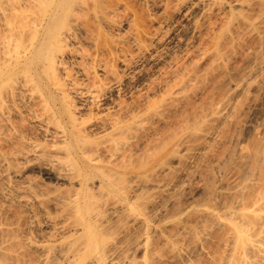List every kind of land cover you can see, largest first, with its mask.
Masks as SVG:
<instances>
[{
    "label": "rangeland",
    "instance_id": "374dc122",
    "mask_svg": "<svg viewBox=\"0 0 264 264\" xmlns=\"http://www.w3.org/2000/svg\"><path fill=\"white\" fill-rule=\"evenodd\" d=\"M128 1L136 16L120 18V28L103 37L123 46L127 62L112 63L122 83L105 79L106 95L93 104L66 88L78 123L89 127L94 117L121 105L128 109V125L131 116L141 118L139 130L127 127L114 136L101 126L87 129L83 145L98 158L95 170L83 168L80 150L41 121L42 88L28 89L10 119L0 118V264H97L100 258L106 264H152L162 257L165 264H217V252L223 253L224 229L202 233L196 220L201 208L226 210L224 191L233 190L244 157L263 137L264 9L260 15L255 7L240 9L247 18L228 20L239 12L223 6L230 0H209V6L198 0ZM132 20L140 24V36L131 37ZM71 64L70 79L87 83ZM96 73L105 77L101 69ZM64 76L60 72L63 82ZM186 77L194 79L183 86ZM183 224L199 227L205 244L197 245ZM171 242L181 249V261L167 260Z\"/></svg>",
    "mask_w": 264,
    "mask_h": 264
},
{
    "label": "bare ground",
    "instance_id": "6f19581e",
    "mask_svg": "<svg viewBox=\"0 0 264 264\" xmlns=\"http://www.w3.org/2000/svg\"><path fill=\"white\" fill-rule=\"evenodd\" d=\"M142 1L146 3V5L157 3L159 5H166L172 0ZM183 1L192 4L194 0ZM196 2L194 3L209 6V0H198ZM225 5H227L231 11L237 8V10H239L238 16L229 14L231 13L229 10L228 16L231 15L232 17L229 16L228 20L236 17L247 18L246 15H244L245 13L240 9L246 8L252 10L255 7L256 14L258 15H260L264 9L261 0H230L227 3H223V6ZM136 14L137 12L128 0H0V118L4 120L10 119L17 100L24 98V93L28 89L42 88V98L38 100L39 103H37V105H39L38 109L41 107L40 111L42 110L44 112V114L42 112L41 121L45 122L46 124H44L47 127L54 125L52 130L55 136L57 134L65 143L80 150V155H77V159L83 168L91 169L95 167L98 156H96L95 153H90L93 151V148L83 145L84 141L89 138L87 136L90 135L87 129L101 126L105 128V130L102 128L104 132L108 131L109 134H116L114 136H117L121 132H126L124 129L127 130V127L132 129V132L133 130L136 131L138 126H140L139 121L141 118L139 120V117L134 115L133 110L134 116L130 117L132 119L130 120V125H128L124 122V118H126L125 114L128 109L124 110L120 105V107L113 112L109 111L101 115L99 114V116L97 115L98 117H94L93 119L90 118L92 122L89 124V127H86V125L77 122V114H75L77 108L72 105L68 92L72 90V88L79 90V93L91 99V104H93L102 94H105V79H109L107 81L110 82L112 79L116 83H122L121 77L119 78V76L116 75L117 73L114 72L115 70L112 63L116 58H123V61L127 62V57L121 55L124 53V50L120 42L112 45L106 43L105 39H103L105 36L104 32H111L119 29L122 23V19L120 18L126 19L128 16H136ZM132 25L133 31L130 32L131 37L134 35L138 36L140 24L136 21L135 23L133 22ZM251 25L250 23L249 26ZM143 26L144 25L141 27L142 31H145L144 34L147 36L148 31L146 32ZM231 26L233 27L234 25ZM232 27L230 28L231 30L234 29V27ZM158 33L159 32H155L153 35H149L150 40L152 41V38L154 39V36ZM234 33H239L237 28L236 30L234 29ZM26 39L27 42L25 44ZM82 45L96 48L94 51L95 53L93 52L94 54H91L85 52L84 48L83 50L80 48L83 47ZM74 46L79 47L76 48ZM69 60H73V64L69 63ZM69 64L79 66H76L77 70L79 69L85 74L86 77L83 76L86 78V82H88L85 84H77L75 80L70 79L71 74L69 71L72 68L70 67V69L68 67ZM100 69L105 74L103 78H100L101 75L100 77L97 75L98 72L96 73V71ZM60 72L65 75L64 81H68V85L66 81L63 82L59 78ZM185 79L183 86H187L194 78L186 77ZM179 84L177 86H179ZM3 85L8 87L5 86L7 89L1 92ZM66 86H70L71 89L68 90ZM181 87L179 86V92ZM174 88H172V90H174L173 94H176L178 90ZM15 110L14 112H16ZM39 112L38 114H41ZM35 115L36 114H34V117H36ZM132 132L130 133L133 134ZM54 134L52 133L53 137ZM172 138L175 139V137ZM167 140L169 141L171 139L169 138ZM123 141H126V139ZM244 154L246 155V153ZM112 158L113 156H111L110 159ZM241 167V170L239 169V180L236 181L237 183L235 181L231 183L234 187L230 188H233V190H229L230 192H227V190L224 191L226 193L223 192L224 199L222 198L223 201L221 200V204H223V207L226 209H224V212L222 211L223 213L220 214L215 208L211 207H206L205 209L201 208L199 213L202 218L197 216L199 219L196 220V224H200L201 229L197 225L193 226L198 227L196 229L192 228L190 225H182L184 229L182 230L185 231L187 228V232L193 236L195 242L197 241V245H199V242L205 244L204 238L207 237H202L204 234H201L204 231L201 230H205L206 233V230L211 227L224 229H221L225 233H222L224 236L222 235L223 239L221 237L220 239H222L221 242H223L225 246L223 247L221 245L224 248L221 255V251L219 250L223 248L220 249L218 247L219 252L216 251L217 255L219 253L218 256H220L217 264H264V130L262 139L257 143L254 149L248 150ZM79 171L80 170H78V172ZM208 187H210V183H208ZM197 229H200L202 233ZM207 233L209 234L212 232ZM93 240L88 244L96 248L95 242L91 243ZM168 242H170V240ZM212 253V251L211 253L209 252L210 255ZM94 255L92 257L98 259L101 257ZM170 255L171 258L169 257ZM170 255L167 260L179 258V261H181V257H183L181 249L175 242H171ZM165 258L162 257L161 260ZM155 259L160 260V258ZM155 259H152V264L158 261ZM95 260L98 261L97 264H106L103 258ZM161 260L158 261L157 264H160ZM177 260L178 259L174 261L176 262ZM162 263H164V261ZM183 263L184 261L181 262V264ZM146 264H151V262H147Z\"/></svg>",
    "mask_w": 264,
    "mask_h": 264
}]
</instances>
